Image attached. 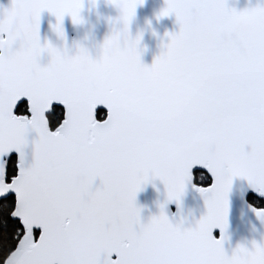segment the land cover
<instances>
[{
	"label": "snow or ice",
	"instance_id": "6c2138e0",
	"mask_svg": "<svg viewBox=\"0 0 264 264\" xmlns=\"http://www.w3.org/2000/svg\"><path fill=\"white\" fill-rule=\"evenodd\" d=\"M105 3L119 14L95 58L80 46L69 55L41 44L37 34L47 11L63 40V18L82 23L84 0L0 7V197L15 194L10 216L23 229L0 221V264H264V234L230 254L222 247L233 178L246 182L239 198L264 225V207L254 206L264 203V4L237 11L226 0H164L156 19L171 14L178 29L164 33L162 51L145 65L141 33H129L143 0ZM9 16L26 19L19 35ZM120 70L131 78L117 93L107 80ZM97 106L106 110L101 119ZM173 113L201 133L185 154L163 150L182 127ZM152 179L165 199L142 223L135 197ZM186 185L205 211L183 227L164 208L180 206Z\"/></svg>",
	"mask_w": 264,
	"mask_h": 264
},
{
	"label": "water",
	"instance_id": "95a60500",
	"mask_svg": "<svg viewBox=\"0 0 264 264\" xmlns=\"http://www.w3.org/2000/svg\"><path fill=\"white\" fill-rule=\"evenodd\" d=\"M9 3L10 0H0V7L6 8L9 6ZM257 3L264 4V0H226L227 6L237 11L252 7ZM163 6L164 0H143V3L137 5L135 8L134 16L130 21V35L135 36L137 32L141 33L138 49L140 50V61L142 64L150 65L153 57L162 51L160 47L161 38H163L164 43L167 42V37L164 36L165 32H174L178 29L175 17L171 14L167 17H161L159 20L156 19V14ZM118 14V10L112 5L105 3V0H97L94 7L88 3V0H84L80 13L82 23L73 24L67 15L63 18L62 28L65 34L63 40L57 37L52 31L50 25L55 24V17L47 11H42L40 14L37 34L41 44L44 41H48L58 49L66 48L69 55L76 51L77 46H80L87 49L89 55L95 58L99 54V47L105 36L110 31V28L113 27L109 22V18L114 19ZM5 23L12 27L13 31L19 35L23 32L27 21L23 17L9 16ZM115 26L119 27V24ZM153 32L155 35H153ZM47 60V53H42L38 62L43 65L47 63ZM130 78V73L127 70H120L110 75L107 83L114 92L119 93L127 89ZM20 103L18 102V104ZM60 107L62 108V106ZM99 110H102V106H97V119H99L97 117ZM13 111L18 114L17 108H14ZM104 111L106 115V110ZM173 119L179 121L182 127L172 135L170 140L164 145L163 150L169 154H185L191 145L200 138V130L188 124L187 117L182 113H173ZM50 130H54V128L52 129L50 126ZM31 135L30 133L29 139ZM26 151H30V144ZM13 156H15V153H13ZM209 178L211 182V177ZM6 182H10V180H7V176ZM98 183L99 181H94V185ZM245 183L242 178L238 177L233 178L232 181L231 191L228 197L229 213L227 227L224 232L225 238L222 240V247L226 254H230L237 244L250 247L252 240L259 242L261 235L264 234V225H261L260 221L254 217L239 198L241 186ZM10 195L14 196V209V193H5L4 196L0 197V200ZM164 199V186L159 179H152L149 183L143 185L135 197V203L140 208V219L142 223L147 222L149 217L159 213L160 209L157 205L163 203ZM164 211L170 222L174 224L182 222L183 227H188L193 225L196 219H199L205 209L200 194L191 185H186L185 191L180 197V206L177 207L175 201L169 202L165 206ZM11 218L18 220V218ZM35 232H37L36 235ZM38 235L39 230L34 229V240L38 238ZM213 236L215 238L221 237L219 229L213 230Z\"/></svg>",
	"mask_w": 264,
	"mask_h": 264
},
{
	"label": "trees",
	"instance_id": "16d2710c",
	"mask_svg": "<svg viewBox=\"0 0 264 264\" xmlns=\"http://www.w3.org/2000/svg\"><path fill=\"white\" fill-rule=\"evenodd\" d=\"M23 103L26 104V102H23ZM61 109L62 108L60 106H56V112L57 113H60ZM17 113L21 114L20 108H17ZM103 115H105V111L99 110L97 113V117L99 119H101V118H103ZM50 126L53 129L51 124H50ZM12 174H14V171L11 168H9V175H12ZM195 182L196 183H209L210 178L208 177L207 180H199V181H195ZM249 202H251V201H249ZM255 206L262 207V206H264V203H261V204L255 205ZM12 209H13V197L12 196L0 200V221L6 222V224L9 226V228L11 230H14L15 227H20L21 228V234H22V227H21V225H19L18 220H13L10 217V212L12 211ZM36 234H37V232H35V235ZM10 235H11V231H10Z\"/></svg>",
	"mask_w": 264,
	"mask_h": 264
},
{
	"label": "flooded vegetation",
	"instance_id": "af4514ba",
	"mask_svg": "<svg viewBox=\"0 0 264 264\" xmlns=\"http://www.w3.org/2000/svg\"><path fill=\"white\" fill-rule=\"evenodd\" d=\"M10 176H11V175H9V177H7V180L10 179ZM11 196L13 197V206H14V196H13V195H10V196H8V197H11ZM6 198H7V197H6Z\"/></svg>",
	"mask_w": 264,
	"mask_h": 264
}]
</instances>
